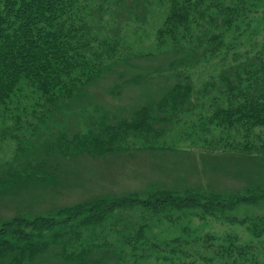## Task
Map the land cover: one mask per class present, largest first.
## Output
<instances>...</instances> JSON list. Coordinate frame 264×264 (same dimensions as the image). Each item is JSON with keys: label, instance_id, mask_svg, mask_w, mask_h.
Listing matches in <instances>:
<instances>
[{"label": "trees", "instance_id": "trees-1", "mask_svg": "<svg viewBox=\"0 0 264 264\" xmlns=\"http://www.w3.org/2000/svg\"><path fill=\"white\" fill-rule=\"evenodd\" d=\"M263 1L165 0L167 8L156 30V46L170 58L165 65H151L144 72V80H153L160 91L135 106L128 116L101 114L94 119L92 114H84L81 117L85 126L81 128L80 110L86 108L89 99L92 101L93 92L89 89L100 84L99 79L112 69L113 63H126L134 56V52L125 50L127 59H122L116 40L99 35L102 27L99 22L111 9L115 23L110 28L119 26L122 20H144L145 0H0V121L4 115L19 118L21 101L30 88L37 95L30 113L38 122L30 136L36 137L29 142L28 137L26 143L19 145L17 164L11 162L1 167L0 187H6L8 194L13 193L18 203L26 202L25 199L29 202L22 195L33 188L53 183L59 189L71 185L73 175L78 176V172L69 180L64 159L82 154L95 158L118 154L129 148L132 139L142 143L153 141L183 114H191L201 97L213 90L216 92L211 100L215 102L219 93L226 102L215 103L207 116L216 126L235 125L243 131L264 127V44L256 52L248 49V54L243 50L240 59L229 42L250 34L253 7ZM229 52L235 56L230 57ZM212 58L213 69L220 68L216 78H221L224 83L219 84L224 85L216 89L194 88L190 69ZM215 81L212 73L205 84L214 87ZM71 123L75 125L73 128ZM49 124L53 127L43 135V127ZM220 145V150H209L216 153L202 159L213 162L215 170L224 171L241 183L232 193L212 190L210 183L211 190L190 187L184 194L160 189L144 197L97 196L55 206L47 214L34 209L37 203L24 204L36 213L19 212L0 218V264H37L52 247H58L54 260L61 264H120L119 258H113L108 249V241L81 244L80 229L76 234L73 220H78L79 227L92 224L115 208L135 204L152 211L167 206L198 207L207 214H222L238 203L264 199V141ZM231 220L243 223L245 218L231 217ZM253 220H249L246 228L260 236L264 216ZM208 235L199 237V243L204 240L203 251L193 246L186 255L168 241L156 243L166 246L175 257L191 256L187 261L194 260V264H264V249L249 242H236L231 236L212 244ZM128 239L122 242L129 243ZM134 239L138 237L135 235ZM174 240L176 244L181 242L180 238Z\"/></svg>", "mask_w": 264, "mask_h": 264}, {"label": "rangeland", "instance_id": "rangeland-1", "mask_svg": "<svg viewBox=\"0 0 264 264\" xmlns=\"http://www.w3.org/2000/svg\"><path fill=\"white\" fill-rule=\"evenodd\" d=\"M144 7L147 9L144 20L138 21L134 18L122 20L119 26L110 28L115 23V20L112 21L111 9L105 12L102 21L99 22L102 24L99 35H108V38L116 40L121 49L119 54L122 59H127L125 50L134 52V56L126 63L121 61L119 64L113 63L112 69L99 79L100 84H94L89 89L93 92L92 101L89 99L86 108L80 110L81 128L85 126L82 119L84 114H92L94 119H98L101 114H108L111 117L128 116L135 106L156 91H160L156 86L158 84L153 80V82L144 80V72L150 69L151 65H165L166 60L170 58L168 53L162 52L156 46V30L163 20L167 7L165 0H145ZM251 16L250 34L246 37L242 34L236 40L229 41L232 49L238 51L236 56L240 59L243 58V50H247V53L248 49L256 52L263 47L264 1L253 7ZM229 55L235 56L231 52ZM212 61L213 58L199 62L190 69L194 88L203 86L216 89L224 85L219 84L224 83L221 78H216V72L220 68L214 70ZM212 73L216 79L214 87L205 84ZM29 89H26L27 95L21 101L23 107L19 112V118L4 115V119L0 121V169L6 163L17 164L16 154L19 145L27 142V138L34 130L33 125L38 124L37 119L30 113V106L37 95ZM215 92L213 90L204 94L198 103L200 107L196 106L191 114H183L174 125L153 141L142 143L139 139H132L129 148L118 154L99 158L82 154L64 159L63 163L69 174L67 178L78 172V176L73 175L75 179L71 185L59 189L60 186L53 183L33 188L28 194L22 195L28 197L30 201L27 202L25 199L26 202L18 203L15 202L13 193L8 194L5 191L6 187H0V218L12 217L19 212L36 213L24 207V204L31 202L37 203L34 209L39 213L47 214L55 210L53 208L55 206L70 205L97 196L144 197L160 189H172L184 194L186 188L190 187L202 191L211 190L210 183L214 188L212 190H219L222 194L232 193L241 183L234 177L226 175L224 171L215 170L214 163L208 159L203 160L202 156L216 153L213 151L209 153V150H220L222 148L220 144L230 147V144L235 145V142H262L264 127H252L249 131H243L242 127L235 125L225 128L216 126L207 116L214 110L215 103L224 105L226 102L225 97L219 93L215 102L211 100ZM42 125L43 123L41 127ZM71 125L72 128L75 126L72 123ZM50 127H53L52 124L43 127V135ZM235 133L239 134L235 136ZM35 137L36 135L30 137L28 142ZM163 146L169 149H159ZM221 163L223 161H217V164ZM260 215L264 216V199L255 203H238L222 214L215 212L212 215L198 207L180 209L167 206L163 210L152 211L141 204H135L115 208L101 221L82 224L80 227L77 225L78 220L74 219L72 227L76 229V234L80 229L81 244L108 241L110 243L108 249L112 252L113 258H119L120 264H185V260L186 264H194V260L187 261L189 258L192 259L191 256L184 255L191 251L193 246H196L195 249L198 251H203L201 245L204 240L200 244L199 237L203 235L204 238L205 234H209L207 238L210 237L212 244L231 236L236 242H249L257 248L264 249V231L259 236L246 228L249 220L254 221L253 219H258ZM231 217L245 218V221L241 223L231 220ZM121 234L122 237L119 236ZM135 235L138 239H134ZM175 237L180 238L179 244L174 242ZM126 238H130L129 243L122 242ZM160 241L170 242L176 249L184 251V255L178 254L175 257L166 246L158 244ZM57 251L58 247L50 248L37 264H61L54 260ZM196 256L198 254H195ZM196 260L200 261L198 258Z\"/></svg>", "mask_w": 264, "mask_h": 264}]
</instances>
